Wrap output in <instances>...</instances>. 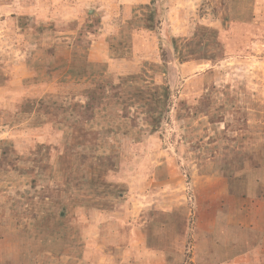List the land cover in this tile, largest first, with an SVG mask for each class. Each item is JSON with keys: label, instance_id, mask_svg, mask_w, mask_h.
I'll list each match as a JSON object with an SVG mask.
<instances>
[{"label": "rangeland", "instance_id": "374dc122", "mask_svg": "<svg viewBox=\"0 0 264 264\" xmlns=\"http://www.w3.org/2000/svg\"><path fill=\"white\" fill-rule=\"evenodd\" d=\"M0 264H264V0H0Z\"/></svg>", "mask_w": 264, "mask_h": 264}, {"label": "trees", "instance_id": "16d2710c", "mask_svg": "<svg viewBox=\"0 0 264 264\" xmlns=\"http://www.w3.org/2000/svg\"><path fill=\"white\" fill-rule=\"evenodd\" d=\"M49 102H50L49 100L44 99V98H38L37 96L27 97L22 104V110L25 112L34 111V110H41V108H43L45 110V108L43 107L44 106L43 104L47 103V105H49ZM55 104H57V103H55Z\"/></svg>", "mask_w": 264, "mask_h": 264}]
</instances>
